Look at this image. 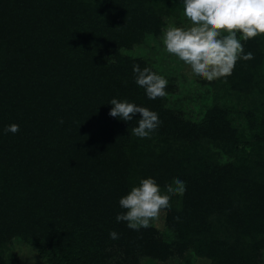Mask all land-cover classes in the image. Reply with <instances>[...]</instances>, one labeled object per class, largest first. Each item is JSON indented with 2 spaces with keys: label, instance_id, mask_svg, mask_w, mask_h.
Listing matches in <instances>:
<instances>
[{
  "label": "trees",
  "instance_id": "obj_1",
  "mask_svg": "<svg viewBox=\"0 0 264 264\" xmlns=\"http://www.w3.org/2000/svg\"><path fill=\"white\" fill-rule=\"evenodd\" d=\"M182 13V0H0V264H21L17 242L45 264H264V34L242 41L254 58L230 76L199 79L210 102L188 113L174 79L150 100L133 72L166 75L134 49ZM113 98L161 123L133 135L139 114L111 117ZM11 124L17 133L4 132ZM149 177L186 191L165 229L132 230L116 220L119 199Z\"/></svg>",
  "mask_w": 264,
  "mask_h": 264
},
{
  "label": "clouds",
  "instance_id": "obj_2",
  "mask_svg": "<svg viewBox=\"0 0 264 264\" xmlns=\"http://www.w3.org/2000/svg\"><path fill=\"white\" fill-rule=\"evenodd\" d=\"M183 16L190 22L188 26H167L162 33L165 51L191 68L192 73L209 82L230 76L236 63L254 58L251 52L245 54L244 44L249 39L264 34V0H182ZM135 83L145 90L150 100L164 98L168 80L148 67L141 70L133 66ZM109 115L125 122L133 120L136 114L138 126L132 134L148 138L159 124V116L147 107L138 106L127 100L111 99ZM63 123V121H60ZM19 125L11 124L5 133H17ZM186 184L174 179L162 190L154 178L141 179L138 185L119 199L124 210L118 214V222H126L127 227L139 231L149 228L163 210L171 207V198L182 196ZM110 238L118 239L115 231Z\"/></svg>",
  "mask_w": 264,
  "mask_h": 264
},
{
  "label": "rangeland",
  "instance_id": "obj_3",
  "mask_svg": "<svg viewBox=\"0 0 264 264\" xmlns=\"http://www.w3.org/2000/svg\"><path fill=\"white\" fill-rule=\"evenodd\" d=\"M166 23L167 25L164 27V29L169 25H173L177 27H185L188 26L190 22L183 16L182 13L181 16L178 17H173V18L167 17ZM149 42L150 45H152L151 46L152 48L141 46L139 49H137L136 47L134 51L138 50V53H143V52L149 53L152 57H155L157 59V62L159 63H161L160 60L163 61L162 68L166 73V75H163V77H165L168 81L170 78H172L175 80V82L180 84L179 86V88L181 87L179 90L180 92L178 91L177 93H175L174 96L177 97V100H179L181 106L184 107L188 113L193 111V113L195 114H197L196 113L197 110L195 106H198L199 111H201L203 108H206L210 100L206 93L208 86L204 85L203 83H201L202 85L200 84L199 79L202 78L195 76L188 65H185L178 58L168 54L165 51L164 45L162 43V35L157 40L149 39ZM204 86L206 88H205V92L203 93L204 89L202 87ZM211 97L212 95L210 96V98ZM227 101L230 103L229 105H231L237 110L236 113L239 112V109L243 108L242 102L241 103L237 102V97L235 96L234 93H231L229 100ZM240 121H244V118H240ZM224 158H226V156ZM164 212L165 211L163 210L159 218L152 223L160 227L161 229H165ZM10 254L17 260L18 263L21 264H45L38 257L34 248L25 243H21V242L14 243L10 248ZM192 259H194L196 264H210V260L207 258L196 257L195 255H193ZM145 263L146 264H180L181 258H179L178 256H174L173 258L164 262L146 260Z\"/></svg>",
  "mask_w": 264,
  "mask_h": 264
}]
</instances>
